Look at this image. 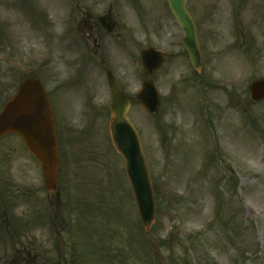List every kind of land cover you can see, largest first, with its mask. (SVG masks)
I'll list each match as a JSON object with an SVG mask.
<instances>
[{"label": "rangeland", "instance_id": "rangeland-1", "mask_svg": "<svg viewBox=\"0 0 264 264\" xmlns=\"http://www.w3.org/2000/svg\"><path fill=\"white\" fill-rule=\"evenodd\" d=\"M188 8L204 44L201 75L164 0H0V106L24 75L51 93L62 126L51 213L67 241L44 221L51 199L41 167L9 137L0 146V223L19 228L35 214L43 223L13 238L0 230V264H60L64 247L66 264H264V101L249 94L264 78V0ZM201 10L212 16L200 24ZM149 47L169 56L151 77L140 62ZM108 69L130 95L151 79L162 96L157 116L136 103L130 113L156 196L148 236L110 140Z\"/></svg>", "mask_w": 264, "mask_h": 264}, {"label": "water", "instance_id": "water-1", "mask_svg": "<svg viewBox=\"0 0 264 264\" xmlns=\"http://www.w3.org/2000/svg\"><path fill=\"white\" fill-rule=\"evenodd\" d=\"M179 26L184 31L183 45L195 71L202 70L201 52L196 27L187 8V0H166ZM145 71L153 74L160 68L165 58L153 50L142 53ZM111 90L110 134L116 151L123 156L126 172L137 201L142 223L147 231L154 223L155 199L149 170L141 149L140 139L128 118L132 100L122 91L117 81L108 72ZM254 101L264 99V80L251 86ZM140 104L151 114L158 113L160 96L151 82H146L137 96ZM22 138L28 151L41 164L47 190L56 195L60 163L56 125L50 100L35 77L25 79L16 96L11 99L0 114V142L9 135Z\"/></svg>", "mask_w": 264, "mask_h": 264}]
</instances>
